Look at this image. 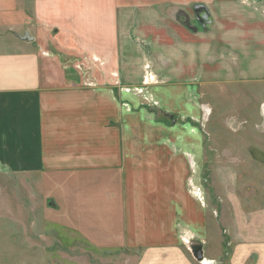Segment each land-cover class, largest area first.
Listing matches in <instances>:
<instances>
[{"label":"rangeland","instance_id":"obj_1","mask_svg":"<svg viewBox=\"0 0 264 264\" xmlns=\"http://www.w3.org/2000/svg\"><path fill=\"white\" fill-rule=\"evenodd\" d=\"M214 12L211 23L236 30L212 39L204 65L133 88L138 146L115 147L122 171L0 174V264H137L139 236L199 225L217 255L219 244L231 252L237 210L264 208V0H222ZM16 18L2 32L25 38ZM134 40L129 67L141 59L151 78L150 50Z\"/></svg>","mask_w":264,"mask_h":264},{"label":"crops","instance_id":"obj_2","mask_svg":"<svg viewBox=\"0 0 264 264\" xmlns=\"http://www.w3.org/2000/svg\"><path fill=\"white\" fill-rule=\"evenodd\" d=\"M221 1L0 0V17L11 18H0V174L122 171L115 147L138 146L133 88L163 71L168 79L178 65L190 72L204 65L212 39L220 44L236 30L211 23ZM31 15L37 17L33 28ZM16 16H23L31 37L3 34V23L19 26ZM136 38L150 50L154 77L141 59L137 72L129 67L140 53ZM83 57L88 66L79 64ZM190 166L196 169L192 158ZM236 225L228 255L220 251L224 244L214 252L201 225L184 234L161 233L153 244L139 236L137 264H264V208L237 210ZM199 248L204 262L194 254Z\"/></svg>","mask_w":264,"mask_h":264},{"label":"water","instance_id":"obj_3","mask_svg":"<svg viewBox=\"0 0 264 264\" xmlns=\"http://www.w3.org/2000/svg\"><path fill=\"white\" fill-rule=\"evenodd\" d=\"M28 37H30V36L28 35V36H26L25 38H28ZM194 254H195L196 258H197L199 261H200L201 259L204 258V257H203V253H202V249H201V248L197 249V250L194 252Z\"/></svg>","mask_w":264,"mask_h":264},{"label":"built area","instance_id":"obj_4","mask_svg":"<svg viewBox=\"0 0 264 264\" xmlns=\"http://www.w3.org/2000/svg\"><path fill=\"white\" fill-rule=\"evenodd\" d=\"M201 261L204 262L205 261V258L201 259Z\"/></svg>","mask_w":264,"mask_h":264}]
</instances>
